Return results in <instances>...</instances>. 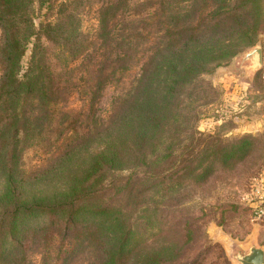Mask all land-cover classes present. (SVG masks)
Segmentation results:
<instances>
[{
  "label": "trees",
  "instance_id": "trees-1",
  "mask_svg": "<svg viewBox=\"0 0 264 264\" xmlns=\"http://www.w3.org/2000/svg\"><path fill=\"white\" fill-rule=\"evenodd\" d=\"M263 26L264 0H0V264L35 252L40 264H200L185 255L188 217L180 242L153 241L150 220L181 177L249 153L250 134L194 136L189 87ZM111 82L120 88L97 115ZM72 91L82 110L64 105ZM179 132L192 144L177 157ZM28 148L40 160L24 166Z\"/></svg>",
  "mask_w": 264,
  "mask_h": 264
},
{
  "label": "rangeland",
  "instance_id": "rangeland-1",
  "mask_svg": "<svg viewBox=\"0 0 264 264\" xmlns=\"http://www.w3.org/2000/svg\"><path fill=\"white\" fill-rule=\"evenodd\" d=\"M37 11L35 23L45 14ZM90 21H88L89 23ZM85 24V22H84ZM46 57L51 66H58L60 58L55 56L51 43L40 38ZM255 43L262 46V66L248 71L247 62L239 64V57ZM30 44H27L24 59ZM264 26L259 31L255 42L243 47L226 62L215 66L208 73L199 74L189 87L195 95L197 118L193 122L194 136L201 133L212 134L221 141L234 139L242 134L253 136L249 153L232 165L215 164L214 170L203 180L197 181L190 174L181 177L178 189H169V202L162 211H156L152 223L153 241L172 240L180 242L183 237V219L188 217L192 229L191 238L185 242L187 259L201 261L200 264H238L233 254L244 247L245 238L250 237L253 221L249 204L243 200L253 179L264 173ZM80 81V80H79ZM125 82V80H124ZM263 87H260L262 86ZM261 90H257V88ZM120 88V84L107 83L101 90L96 104L95 114L106 111L109 100ZM85 98L72 91L64 102L69 108L82 110ZM262 119V120H261ZM174 146L177 157L184 155L192 143L183 132L176 138ZM194 140V139H193ZM23 151L24 166L37 164L40 160L37 151ZM177 159V158H176ZM176 195V196H173ZM115 195H109L114 200ZM175 198H177L175 203ZM156 204L159 209L160 203ZM150 205V206H151ZM161 231H157V228ZM205 245L210 246L208 254L200 259L194 255ZM31 264H40L38 253H32Z\"/></svg>",
  "mask_w": 264,
  "mask_h": 264
},
{
  "label": "water",
  "instance_id": "water-1",
  "mask_svg": "<svg viewBox=\"0 0 264 264\" xmlns=\"http://www.w3.org/2000/svg\"><path fill=\"white\" fill-rule=\"evenodd\" d=\"M247 62L248 71L253 72L262 66V46L255 43L239 57V64ZM235 261L238 264H264V251L255 245L252 241L243 249L233 254Z\"/></svg>",
  "mask_w": 264,
  "mask_h": 264
},
{
  "label": "built area",
  "instance_id": "built-area-1",
  "mask_svg": "<svg viewBox=\"0 0 264 264\" xmlns=\"http://www.w3.org/2000/svg\"><path fill=\"white\" fill-rule=\"evenodd\" d=\"M242 198L252 206L253 220L264 218V173L253 179L248 191L243 194Z\"/></svg>",
  "mask_w": 264,
  "mask_h": 264
},
{
  "label": "crops",
  "instance_id": "crops-1",
  "mask_svg": "<svg viewBox=\"0 0 264 264\" xmlns=\"http://www.w3.org/2000/svg\"><path fill=\"white\" fill-rule=\"evenodd\" d=\"M262 75L264 77L263 71H262ZM263 84L260 87H263ZM259 89L261 90V88L258 87L257 90ZM251 231L252 233L250 237L248 236V238L244 239V241L247 242H243L244 244H242V246L246 247L249 244V242L252 241L255 245L260 246L264 251V218H262L261 220H253L251 222Z\"/></svg>",
  "mask_w": 264,
  "mask_h": 264
}]
</instances>
